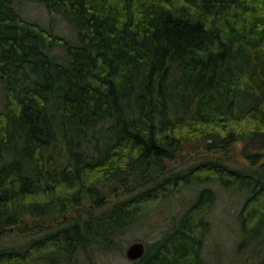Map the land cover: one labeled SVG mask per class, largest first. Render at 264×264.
<instances>
[{
	"label": "trees",
	"instance_id": "trees-1",
	"mask_svg": "<svg viewBox=\"0 0 264 264\" xmlns=\"http://www.w3.org/2000/svg\"><path fill=\"white\" fill-rule=\"evenodd\" d=\"M22 1L0 0V264L121 248L159 206L133 264H214L208 181L243 194L233 264H264V0H35L74 42Z\"/></svg>",
	"mask_w": 264,
	"mask_h": 264
},
{
	"label": "rangeland",
	"instance_id": "rangeland-1",
	"mask_svg": "<svg viewBox=\"0 0 264 264\" xmlns=\"http://www.w3.org/2000/svg\"><path fill=\"white\" fill-rule=\"evenodd\" d=\"M18 12L26 18L36 20L45 27H51L53 31L65 36L68 40L74 42L77 32L74 26L66 21L61 14L54 11H48L41 2L35 0H24L19 4H15ZM1 103V101H0ZM185 152V151H184ZM204 184L213 188L215 192V200L212 204L208 218L210 220V230L205 237L202 253L206 261H219L218 264H233L231 259V247L236 240V222L235 212L241 204L243 198L242 192H234L233 190L224 189L214 181H208ZM196 188L186 187L177 197L181 201L185 198H190L194 195ZM172 202V203H171ZM168 204L172 207L174 202L175 207L178 203L174 199ZM160 207V206H159ZM159 207L154 208L150 213V218L143 224L134 225L121 233L119 242L121 248L112 250L104 249L101 246L93 245L88 252L84 250L78 253L76 264H133V259L128 258L124 250L132 240L152 239L157 236L159 229L167 219L166 210H159ZM12 234V233H11ZM10 232H3L2 239L10 242H15L11 237ZM215 262V263H216ZM214 263V264H215ZM29 264H45L42 262H32ZM212 264V263H210ZM217 264V263H216Z\"/></svg>",
	"mask_w": 264,
	"mask_h": 264
},
{
	"label": "water",
	"instance_id": "water-1",
	"mask_svg": "<svg viewBox=\"0 0 264 264\" xmlns=\"http://www.w3.org/2000/svg\"><path fill=\"white\" fill-rule=\"evenodd\" d=\"M145 243L142 240H132L124 250L125 255L130 259H135L144 252Z\"/></svg>",
	"mask_w": 264,
	"mask_h": 264
}]
</instances>
